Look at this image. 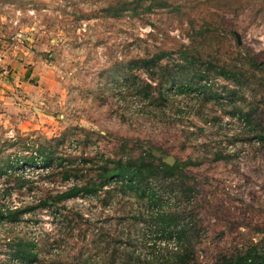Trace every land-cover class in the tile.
Returning <instances> with one entry per match:
<instances>
[{
  "label": "rangeland",
  "instance_id": "obj_1",
  "mask_svg": "<svg viewBox=\"0 0 264 264\" xmlns=\"http://www.w3.org/2000/svg\"><path fill=\"white\" fill-rule=\"evenodd\" d=\"M139 158L154 199L103 177ZM74 184L99 189L51 199ZM0 207H32L0 220V264L20 238L26 264L264 259V0H0Z\"/></svg>",
  "mask_w": 264,
  "mask_h": 264
},
{
  "label": "trees",
  "instance_id": "obj_2",
  "mask_svg": "<svg viewBox=\"0 0 264 264\" xmlns=\"http://www.w3.org/2000/svg\"><path fill=\"white\" fill-rule=\"evenodd\" d=\"M251 62L256 63L253 58L251 59ZM151 64H155V62L153 60H142L141 62V65L144 67H149ZM143 161L144 159H140L139 161H134L131 163L128 161L122 162L119 160L114 164V166L105 171L108 172V175L105 174L103 175V177L106 179L113 178V180L115 181L120 180L121 191L129 189L138 197H143L146 195L149 199H154V193H151L149 189L144 188V186L142 185L145 178L153 174L150 173L151 170L143 169ZM22 164L31 166L35 164L39 165L40 163L39 161L27 162L23 160ZM160 164L162 168L164 167L165 170H174L178 168L177 164L173 163L172 165H170L164 160H161ZM21 165L19 164V167ZM101 187H103V182L99 184V188ZM99 188H96V186L92 184H85L81 187H78L76 184H74L63 191L58 192L56 196L51 199L53 201H60L65 198L75 197L79 194H81L82 196H96ZM38 205H46L45 200H43L41 204ZM30 209H32V207L26 209H22L20 207H16L15 209H5L3 207H0V220L2 221V219H6L8 221H15L18 219V216L21 215V213L29 211ZM161 216V212H155L148 217L147 223L151 225L150 227L156 229V231L163 236L172 234L173 230L169 226V223L171 221L167 222V218H162ZM31 244V241L20 238L15 245L16 248L13 254L24 264L30 263L31 261L34 262L37 259L36 254L30 247ZM129 248L130 247L125 248L126 250L124 252L126 253L121 252L122 255L119 264H264L262 254L256 246L249 247L241 254H237L234 256H222L215 260L213 263L197 262L193 255V252L187 249V247L179 252H168L167 254H162L158 251L145 254L135 253L134 251H129ZM110 264H118V262L115 260L114 255L113 257H111Z\"/></svg>",
  "mask_w": 264,
  "mask_h": 264
},
{
  "label": "water",
  "instance_id": "obj_3",
  "mask_svg": "<svg viewBox=\"0 0 264 264\" xmlns=\"http://www.w3.org/2000/svg\"><path fill=\"white\" fill-rule=\"evenodd\" d=\"M236 38H237V42L239 43L240 42V39H239V35L236 33L235 34ZM165 162H167L168 164L172 165L174 163V159L173 158H167V159H163Z\"/></svg>",
  "mask_w": 264,
  "mask_h": 264
},
{
  "label": "crops",
  "instance_id": "obj_4",
  "mask_svg": "<svg viewBox=\"0 0 264 264\" xmlns=\"http://www.w3.org/2000/svg\"><path fill=\"white\" fill-rule=\"evenodd\" d=\"M1 67H2V69H3V68H7V66H4V64H2ZM12 108H14V107H12Z\"/></svg>",
  "mask_w": 264,
  "mask_h": 264
}]
</instances>
